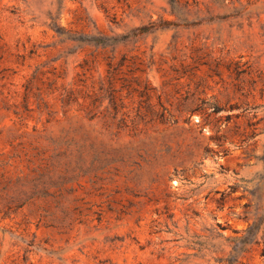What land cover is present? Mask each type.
I'll return each mask as SVG.
<instances>
[{"label": "rangeland", "instance_id": "rangeland-1", "mask_svg": "<svg viewBox=\"0 0 264 264\" xmlns=\"http://www.w3.org/2000/svg\"><path fill=\"white\" fill-rule=\"evenodd\" d=\"M264 0H0V264H264Z\"/></svg>", "mask_w": 264, "mask_h": 264}, {"label": "trees", "instance_id": "trees-1", "mask_svg": "<svg viewBox=\"0 0 264 264\" xmlns=\"http://www.w3.org/2000/svg\"><path fill=\"white\" fill-rule=\"evenodd\" d=\"M261 256H262L263 259H264V249H263V251H262V253H261Z\"/></svg>", "mask_w": 264, "mask_h": 264}]
</instances>
